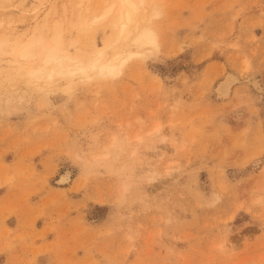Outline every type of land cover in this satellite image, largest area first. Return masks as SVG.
<instances>
[{
  "label": "rangeland",
  "instance_id": "374dc122",
  "mask_svg": "<svg viewBox=\"0 0 264 264\" xmlns=\"http://www.w3.org/2000/svg\"><path fill=\"white\" fill-rule=\"evenodd\" d=\"M92 1L0 0V35L89 52ZM151 1L159 47L114 76L0 57V264H264V0Z\"/></svg>",
  "mask_w": 264,
  "mask_h": 264
},
{
  "label": "bare ground",
  "instance_id": "6f19581e",
  "mask_svg": "<svg viewBox=\"0 0 264 264\" xmlns=\"http://www.w3.org/2000/svg\"><path fill=\"white\" fill-rule=\"evenodd\" d=\"M75 1V5L81 9L82 7L86 9L87 5L93 2L92 0ZM100 1L102 0L98 1L99 4ZM107 2L108 4L102 7V4L105 5ZM99 4L96 0L95 5L98 9L91 14L79 9V22L76 24L90 28L108 22L112 31L105 39L104 45H95L91 48L93 45L91 44L89 52L82 50L71 53L69 43L58 29L53 32L50 39L46 38L42 32H37L28 39H21L13 44L10 43L9 32L5 31L0 35V57L2 55L8 57L10 67L18 70L28 66L27 76L36 81L43 80L47 85L61 78L72 81L76 76L83 77V79L96 77V75L114 76L120 73L131 57L147 54L159 47V35L152 22V17L155 18L161 13L157 2L103 0L100 6ZM99 7H101L100 10ZM111 51L115 52L113 56H110ZM230 80V78L226 79L219 85L218 90L221 94L229 93ZM158 154L162 155L161 152Z\"/></svg>",
  "mask_w": 264,
  "mask_h": 264
}]
</instances>
